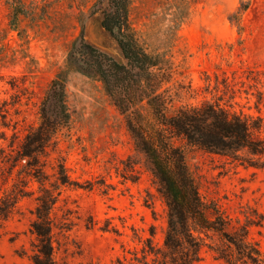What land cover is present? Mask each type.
<instances>
[{
  "label": "rangeland",
  "instance_id": "1",
  "mask_svg": "<svg viewBox=\"0 0 264 264\" xmlns=\"http://www.w3.org/2000/svg\"><path fill=\"white\" fill-rule=\"evenodd\" d=\"M106 9L108 0H0V173L3 156L39 123L50 81L66 77L69 118L42 158L49 183L59 163L77 183L59 186L51 209L54 264H136L145 239L161 245L166 227V206L123 115L100 78L72 62L81 37L123 61L99 24ZM126 29L170 64L163 88L171 110L216 101L264 121V76L253 79L264 71V0H127ZM185 160L204 201L233 223L262 215L248 237L264 253V172L192 147ZM2 178L0 195L16 179ZM37 187L28 181L31 194L0 228V264H31ZM195 264L227 263L204 247Z\"/></svg>",
  "mask_w": 264,
  "mask_h": 264
},
{
  "label": "trees",
  "instance_id": "2",
  "mask_svg": "<svg viewBox=\"0 0 264 264\" xmlns=\"http://www.w3.org/2000/svg\"><path fill=\"white\" fill-rule=\"evenodd\" d=\"M16 6L14 18L21 13ZM126 7L127 0H108L101 21L116 40L123 61L115 60L81 37L72 62L102 81L124 117L135 149L143 154L166 206L162 244L146 238L136 264H195L204 247L227 264H264V253L248 237L249 227L260 226L262 215L256 221L247 217L244 223H233L204 201L185 160V148L192 147L264 172L263 119L236 112L216 101L171 110L173 97L163 88L170 80L171 66L159 53L146 51L127 31ZM259 74L264 76V71H257V77H253L256 82ZM65 78L60 71L50 81L40 104L39 123L3 156L7 170L0 173L2 180L13 172L16 179L0 195V228L15 212L19 199L31 194L28 181L38 183L29 225L35 237L31 264H54L51 209L59 186L77 184L70 181L62 163L57 166L54 181L49 183L42 160L56 132L69 118Z\"/></svg>",
  "mask_w": 264,
  "mask_h": 264
},
{
  "label": "water",
  "instance_id": "3",
  "mask_svg": "<svg viewBox=\"0 0 264 264\" xmlns=\"http://www.w3.org/2000/svg\"><path fill=\"white\" fill-rule=\"evenodd\" d=\"M102 18H103V16H102ZM101 21H102V19H101ZM99 22V24H100V26L105 30V31H107L103 26H102V22ZM108 32V31H107ZM109 33V32H108ZM88 44H90L89 42H87ZM117 43V42H116ZM91 46H93V47H95L94 45H92V44H90ZM118 45V44H117ZM96 48V47H95ZM119 48V47H118ZM120 50V49H119ZM121 52V51H120Z\"/></svg>",
  "mask_w": 264,
  "mask_h": 264
}]
</instances>
